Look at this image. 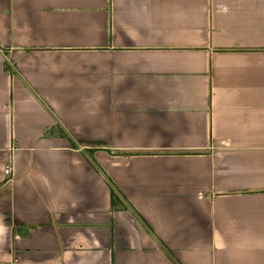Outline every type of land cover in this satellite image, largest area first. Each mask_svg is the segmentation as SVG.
<instances>
[{
	"label": "crops",
	"instance_id": "1",
	"mask_svg": "<svg viewBox=\"0 0 264 264\" xmlns=\"http://www.w3.org/2000/svg\"><path fill=\"white\" fill-rule=\"evenodd\" d=\"M0 264H264V0H0Z\"/></svg>",
	"mask_w": 264,
	"mask_h": 264
},
{
	"label": "trees",
	"instance_id": "2",
	"mask_svg": "<svg viewBox=\"0 0 264 264\" xmlns=\"http://www.w3.org/2000/svg\"><path fill=\"white\" fill-rule=\"evenodd\" d=\"M116 192H115V189H111V204H112V206L116 203ZM140 219V218H139ZM140 221L143 223V221L140 219ZM144 224V226H146L145 225V223H143ZM161 244V246H162V248H163V250H165L166 251V253H168L169 254V251L163 246V244L162 243H160Z\"/></svg>",
	"mask_w": 264,
	"mask_h": 264
},
{
	"label": "built area",
	"instance_id": "3",
	"mask_svg": "<svg viewBox=\"0 0 264 264\" xmlns=\"http://www.w3.org/2000/svg\"><path fill=\"white\" fill-rule=\"evenodd\" d=\"M9 171H10V167H9V165H6L4 167V173L7 174Z\"/></svg>",
	"mask_w": 264,
	"mask_h": 264
},
{
	"label": "rangeland",
	"instance_id": "4",
	"mask_svg": "<svg viewBox=\"0 0 264 264\" xmlns=\"http://www.w3.org/2000/svg\"><path fill=\"white\" fill-rule=\"evenodd\" d=\"M88 152H90V151H88ZM91 153V152H90Z\"/></svg>",
	"mask_w": 264,
	"mask_h": 264
}]
</instances>
